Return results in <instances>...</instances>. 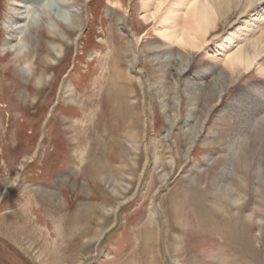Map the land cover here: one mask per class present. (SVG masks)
I'll return each instance as SVG.
<instances>
[{
	"label": "rangeland",
	"instance_id": "rangeland-1",
	"mask_svg": "<svg viewBox=\"0 0 264 264\" xmlns=\"http://www.w3.org/2000/svg\"><path fill=\"white\" fill-rule=\"evenodd\" d=\"M15 1L0 0V107L9 106L0 109V218L38 195L77 226L35 232L23 256L3 231L0 264L40 253L60 264H264V138L254 128L264 55L238 78L225 63L237 47L264 45V0L246 12L249 0H216L223 14L197 50L162 36L156 0H144L148 10L143 0H73L74 33L58 27L47 38L41 14L33 35L29 24L4 49ZM197 201L235 220V234L246 229L248 251L207 241L190 218L186 227Z\"/></svg>",
	"mask_w": 264,
	"mask_h": 264
},
{
	"label": "bare ground",
	"instance_id": "bare-ground-1",
	"mask_svg": "<svg viewBox=\"0 0 264 264\" xmlns=\"http://www.w3.org/2000/svg\"><path fill=\"white\" fill-rule=\"evenodd\" d=\"M72 1L73 0H17L15 1L14 2L15 4H13L14 8L11 9V12L14 14L15 18L10 19L11 21H9L5 26V30L7 33V40H6L4 49H7L8 47L6 48V46L10 45V43L14 40H19L20 42L21 41L23 42L22 35L23 33H25L24 31H26L29 24L31 25L29 27V33L33 35L35 31L38 30L41 26L42 18H40L41 22L39 20V16L41 14H43L42 16L47 18L46 20H47L48 27H49V28L47 27V30L45 29L42 30L40 28V33H43L45 36L49 35L51 37L52 36L57 37L56 29H58V27L61 30H64L66 32L68 31L69 35L74 33L77 27L76 26L77 19H76V16L72 15V13L74 12L71 6ZM143 1H142L143 9L145 8L148 10L149 2H145V1L143 2ZM215 1L216 0H156L154 12H155V15L159 16L158 21H159V26H161L162 28L161 29L162 36L168 42H171L172 44H177L178 46L182 48H189L192 50L199 49L205 43L206 37L210 35V33L216 29V22L218 19L217 13H219L220 15L223 14L220 10L221 9L220 4L223 3V1H227V0H218L219 1L218 4L220 6L218 7L220 8L218 9V11L216 10V7L214 6ZM229 2L227 3L228 8L230 5ZM253 3H254V0H249V5L248 7L244 9L243 12H246V10H248V8L252 6ZM151 17L155 18L154 13ZM261 39L262 37L259 38L258 40L253 41L250 44L251 53L248 52L249 49L247 50L242 47H237L236 52L231 54V56H229L227 60H225L227 67L232 72L233 78H238L242 74H247L255 65L258 64V60L264 55V45H263V40ZM228 41L230 44H232V38H228ZM21 45H19L18 48L22 47ZM20 54H22V48L18 49V51L15 53L16 56ZM33 63H34V60L31 63L32 66H33ZM28 65L29 63L26 64V66ZM259 70L260 72H263L264 74V67L262 68L261 66ZM242 71H245V72H242ZM37 83H38L37 86L39 88L38 90H41L42 87L41 88L39 87L40 82H37ZM0 105L3 106L4 104L0 102ZM0 109L1 110L5 109L8 111L9 106L6 105L4 106V108L0 107ZM255 125L256 126L254 128L257 131L256 138L261 141L262 139L260 138H264V111H263L261 118L257 120V123ZM6 133H7V129L5 130V132H3V135L5 136ZM232 142L234 143V140H232ZM233 143H231L230 146H232ZM1 155H2V150L0 149V156ZM32 162H30L29 164H31ZM243 162H244L243 168H245V170L248 169L247 163L249 162V160L244 159ZM256 170L259 171V168H257ZM16 185L17 183L14 186L10 187L4 194L14 190L16 188ZM36 198L37 199L35 198L33 199L32 203L31 202L28 203V205L26 206L25 209H23V211L17 212L15 215H13V217L0 218V233L3 234V231L5 232V234L3 235L8 237L7 240L12 242L14 247L18 250V252L22 256L26 254V252L22 250V248L25 245V244L23 245L24 241L32 240L38 233H39V236L42 235L44 232L48 230L47 227H50L52 225L53 226L52 233L54 236H57V234L59 235L63 231L68 230V229L69 230L74 229L77 226L75 223V220L64 221L62 218H59L60 213L55 211V209L52 207V204H49L48 206L41 205V203L38 201V195ZM48 203H51V202H48ZM194 205H195L194 208L193 209L191 208L190 215L184 219L186 227L188 225L186 220L190 218V220H192L195 224L194 228H195L196 233H199L200 235H203L204 237H206L205 239L207 241L215 239V240H220L222 243H225L224 239L226 238L229 240V242L233 241L235 244L237 242V249H239L242 253H245L248 251L249 245L247 243V240L249 239L247 238H249L250 235L247 232H245L246 229L244 230V232L237 231V234H235L233 230V226H232L234 225L235 220L233 221L229 219H222L223 221L218 220L211 213L212 211L201 206V202L197 201ZM241 207L239 208L237 207V221L239 220L238 218L241 214V210H240ZM44 211H49V215H50L48 219L45 220V222L42 220L40 216L41 213H43ZM28 215H30V218L33 215L37 216L33 219L31 218L33 220V223H29ZM263 218H264V215H263ZM78 219L79 218H77V220ZM262 229L264 230V225ZM35 232H36V235H35ZM240 241L245 242V244L244 245L239 244ZM42 255L43 254L40 253V255H38L35 258L33 257L29 258V256L27 255L26 256L28 258V261L31 262L32 264H60V257L52 255L49 260L45 261Z\"/></svg>",
	"mask_w": 264,
	"mask_h": 264
}]
</instances>
